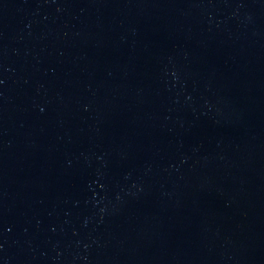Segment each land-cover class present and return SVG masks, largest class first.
I'll return each instance as SVG.
<instances>
[{
    "label": "water",
    "instance_id": "1",
    "mask_svg": "<svg viewBox=\"0 0 264 264\" xmlns=\"http://www.w3.org/2000/svg\"><path fill=\"white\" fill-rule=\"evenodd\" d=\"M0 264H264V0H0Z\"/></svg>",
    "mask_w": 264,
    "mask_h": 264
}]
</instances>
